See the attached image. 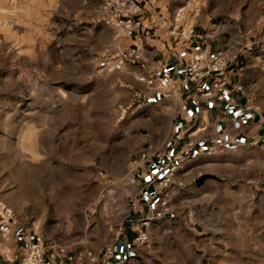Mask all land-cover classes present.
I'll use <instances>...</instances> for the list:
<instances>
[{
	"label": "rangeland",
	"instance_id": "374dc122",
	"mask_svg": "<svg viewBox=\"0 0 264 264\" xmlns=\"http://www.w3.org/2000/svg\"><path fill=\"white\" fill-rule=\"evenodd\" d=\"M162 4L165 23L199 29L239 63L257 116L236 142L169 165L171 213L144 226L125 264H264V0ZM128 40L101 0H0V203L73 262L97 261L159 206L142 192L145 160L165 151L150 142L157 121L170 125L179 81L153 82Z\"/></svg>",
	"mask_w": 264,
	"mask_h": 264
},
{
	"label": "crops",
	"instance_id": "0c3cea01",
	"mask_svg": "<svg viewBox=\"0 0 264 264\" xmlns=\"http://www.w3.org/2000/svg\"><path fill=\"white\" fill-rule=\"evenodd\" d=\"M139 2L142 7L138 17L141 27L129 38L128 50H137L141 56V60L137 63L156 84L168 85L169 81L174 83L179 81L178 89H175L174 84L169 86L174 92L169 107L170 125L163 126L157 121L154 135H159V138H151L150 144H160L165 147L163 153L155 152L151 155V159L145 160V176L151 177L152 172H157L159 175L173 161H180V158L188 159L190 156L236 142L244 135L246 127L254 124L257 114L248 107L244 92L236 90L240 84V79L236 77L238 62L232 61L228 65L226 76L229 83L222 92V100L201 96L209 86L208 80L200 85L185 82V66L194 51L204 48L225 51L199 32V29L191 27L185 31L182 27L177 28L171 20L166 22V25L165 20L167 21L170 15L163 9V0ZM179 10L180 8L174 12L172 18L175 19ZM191 30L192 34L189 33ZM225 53L229 56L227 52ZM143 80L140 78V81ZM138 92L141 91L138 89ZM161 93L159 90L155 91V95ZM180 102L185 108H179ZM162 128H165V132L160 136ZM261 132V129L257 130L258 135ZM144 191L147 195L153 193L151 188L148 190L143 188L142 192ZM133 236V228L126 226L124 233H121L113 245L109 259L98 256V260L94 262L87 260L73 262L70 258L66 260V264H125L132 257ZM32 238L33 235L19 225L11 227L7 236L0 235V264H17L21 250Z\"/></svg>",
	"mask_w": 264,
	"mask_h": 264
},
{
	"label": "built area",
	"instance_id": "2783aa9c",
	"mask_svg": "<svg viewBox=\"0 0 264 264\" xmlns=\"http://www.w3.org/2000/svg\"><path fill=\"white\" fill-rule=\"evenodd\" d=\"M101 10L104 22L114 30L117 38H130L141 27L138 17L142 7L138 0H101ZM182 11L180 9L177 16L180 17ZM189 33L192 34L193 31L191 30ZM128 56L134 62L141 60V56L134 49L128 52ZM122 59L123 57L116 61V64L121 65ZM232 61L233 59L223 51L197 49L191 54L189 62L185 66L184 81L200 85L208 80L209 86L201 93V96L207 99L222 100V92L229 83L226 70ZM236 90L241 91V86H237ZM176 170L175 165L168 166V172L161 178L158 177V174L150 177L151 180L145 189H152L153 195L150 199L159 197V206L153 209L150 204L147 205L146 213L141 219V230L134 234L132 244L147 239L144 226L148 227L171 213L170 198L165 193L175 184ZM15 225L17 222L12 210L0 203V235L7 236L11 227ZM67 254L68 251L65 248L50 246L42 235L34 233L32 240L21 250L17 264H66V260H70L67 258ZM111 255L112 249H107L102 257L109 259ZM86 256L93 261L91 254Z\"/></svg>",
	"mask_w": 264,
	"mask_h": 264
}]
</instances>
